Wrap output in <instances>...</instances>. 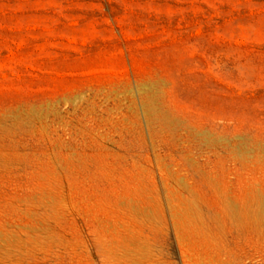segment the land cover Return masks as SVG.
Masks as SVG:
<instances>
[{
  "label": "rangeland",
  "instance_id": "rangeland-1",
  "mask_svg": "<svg viewBox=\"0 0 264 264\" xmlns=\"http://www.w3.org/2000/svg\"><path fill=\"white\" fill-rule=\"evenodd\" d=\"M0 264H264V0H0Z\"/></svg>",
  "mask_w": 264,
  "mask_h": 264
}]
</instances>
